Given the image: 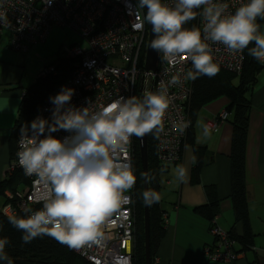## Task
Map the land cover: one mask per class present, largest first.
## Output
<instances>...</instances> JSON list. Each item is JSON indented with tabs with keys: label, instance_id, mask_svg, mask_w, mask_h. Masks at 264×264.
Listing matches in <instances>:
<instances>
[{
	"label": "clouds",
	"instance_id": "clouds-1",
	"mask_svg": "<svg viewBox=\"0 0 264 264\" xmlns=\"http://www.w3.org/2000/svg\"><path fill=\"white\" fill-rule=\"evenodd\" d=\"M47 3L50 5L52 0ZM127 7L129 13L146 10L136 27H142L145 21L151 25L152 49L163 53L170 63L180 57L191 62L187 80L218 74L220 69L209 41L225 46L230 53L247 49L250 56L264 63V33L257 22L258 18L264 20V0H247L234 11H229V3L223 0H175L172 6L162 0H136ZM198 9L204 20L202 29L185 28L197 18ZM253 43L254 47L249 48ZM178 83L179 78L173 76L156 92L143 97L121 96L98 110L90 109L88 103L73 105L75 90L71 87L61 86L49 97L50 117L38 115L20 128L19 166L26 176H37L42 187L40 209L25 206L23 216L8 217V223L22 233V243L48 236L79 249L99 242L105 222L131 201L125 194L137 180L127 154L131 137L149 133L158 136L164 131L163 121L171 103L169 86ZM190 123L181 120L174 127L183 132ZM203 127L204 136L209 138L211 129ZM61 131L68 135H54ZM175 170L177 181L186 182L188 169L178 165ZM142 196L149 207L162 198L155 190H145ZM9 243L7 236L0 237V261L13 264L5 251Z\"/></svg>",
	"mask_w": 264,
	"mask_h": 264
},
{
	"label": "built area",
	"instance_id": "built-area-1",
	"mask_svg": "<svg viewBox=\"0 0 264 264\" xmlns=\"http://www.w3.org/2000/svg\"><path fill=\"white\" fill-rule=\"evenodd\" d=\"M223 2L229 3V11H234L235 7L247 0H223ZM45 3L47 0H0V16L4 17L0 20V34L3 31L9 32L10 43L16 42L15 46L20 48V51L27 50L31 42H36L37 39L43 40L53 24H69L76 18L83 26L79 29L83 45L76 43L73 46H64L61 52H68L70 57L78 56L84 68L79 65L75 67L71 77L45 97L35 117L38 115L50 117L52 105L49 97L58 93L61 86L75 90L72 97L73 105L79 107L88 103L90 109L98 110L121 96L140 97L150 91L156 92L160 87L168 85L173 76H177L180 83L169 86L171 103L165 113L164 131L158 136L155 135V152L159 165L166 166L181 162L191 124L183 132L178 131L174 125L181 120L190 121L188 107L192 90L191 80L186 79V73L191 68L190 61L180 57L170 63L164 56L165 60L158 65L156 72L145 69V57L139 55L137 47L147 23L145 21L142 27H136L141 23L144 11L137 9L129 13L127 7L128 4L134 5L136 0H81L79 4L72 0H52L50 7L55 15L45 9ZM162 3L172 6L175 0H162ZM196 11L198 12L197 27L202 29L204 23L202 10ZM20 18H26L32 28L21 29ZM89 31H94L96 35L89 37ZM209 43L213 48L214 62L218 66L237 74L241 73L245 62L244 52L230 53L223 45L212 44L211 41ZM89 58H96L98 63L93 64ZM261 64L264 67V63ZM53 68L54 66L50 64L40 69V73L49 74ZM109 73L116 79L111 81ZM229 115L225 109L221 110L213 119L206 121L205 125L214 129L224 124ZM54 135L63 138L68 133L61 131ZM19 140L20 133L14 158L7 167L8 174L15 169H20L24 174L17 156L20 150ZM127 154L135 174L134 136L127 146ZM25 177L29 183L22 192L7 194L10 199L1 207L5 215L12 216L18 210L23 212L25 206L33 210L42 207V201L38 202L42 194L38 177L35 175H25ZM125 194L131 197V201L122 205L105 222L99 242L79 249L70 248L72 251L92 264H131L136 229L135 186ZM209 233L214 237L213 244L204 247V253L209 261L223 264L239 258L241 252L238 251L239 244L236 237L214 226L213 223L210 224Z\"/></svg>",
	"mask_w": 264,
	"mask_h": 264
},
{
	"label": "crops",
	"instance_id": "crops-1",
	"mask_svg": "<svg viewBox=\"0 0 264 264\" xmlns=\"http://www.w3.org/2000/svg\"><path fill=\"white\" fill-rule=\"evenodd\" d=\"M261 32L264 33V28ZM9 39L7 31L0 34V181L8 174V164L14 149L16 151L20 129L15 134L13 130L23 92L29 94V87L39 74L28 73L25 68L28 51H13L9 47ZM247 96L251 100V108L244 181L251 246L243 251L238 246L241 252L239 258L223 264H264V68L258 72L257 81L247 91ZM222 98L205 103L197 112L193 123V141L185 145L182 161L169 165L165 173L159 172L164 231L153 247L151 264H221L207 259L204 247L212 245L214 237L209 233L207 219L194 212L193 208L206 202V185H215L221 201L213 225L226 232L232 230V203L227 197L230 189L228 152L231 125L226 122L216 126L211 129L209 138L204 136L203 127L206 121L226 109L229 101ZM193 143L204 146L212 161L201 168L197 182H194L192 174ZM178 165L188 169V178L184 183L177 181L175 169Z\"/></svg>",
	"mask_w": 264,
	"mask_h": 264
},
{
	"label": "trees",
	"instance_id": "trees-1",
	"mask_svg": "<svg viewBox=\"0 0 264 264\" xmlns=\"http://www.w3.org/2000/svg\"><path fill=\"white\" fill-rule=\"evenodd\" d=\"M257 22L261 25L262 31L264 28V20L258 18ZM53 25H51V27ZM58 26L68 28L66 25ZM193 26H195V20L189 21L186 25H184L185 28H192ZM47 36L48 34L43 40L37 39L36 42H31V45H29L28 49L25 51H28L32 45L34 46L39 43H43L47 39ZM9 47L15 51L11 47L10 39ZM251 47H254V43L249 45V48ZM59 51L61 52L60 48L57 51L58 55ZM244 56V67L239 74H234L219 68L220 70L218 74L214 77L209 78L208 76H200L194 81L191 80L192 91L188 110L191 125L188 129V135L185 141V145L193 141V123L196 114L201 107L205 103L217 99L220 96L227 97L229 103L225 110L230 114L227 122L231 125L230 148L228 152L230 189L227 197L232 203V214L234 218V224L229 234L237 238L240 251H243L244 248H250L251 246L249 238L250 231L248 225L247 200L245 196L246 185L244 181L246 136L251 108V100L247 96V91L253 88L257 81L258 72L264 68L261 62H258L248 54L247 49L244 50ZM50 64L56 67L58 74L55 75L52 72L49 74L40 73L39 71V74L29 87V94L27 92L20 102L19 113L13 130L14 134L18 132L22 125L31 122L35 118V115L45 97L52 90L61 85L63 81L68 80L74 70L70 59L60 58L59 56L51 63L45 65L44 68ZM193 151L196 163L192 168V174H194V182H197L201 168L204 165L210 164L212 161L209 152L204 146L193 143ZM147 153L150 184L148 190L157 191L152 185L157 181L159 182V172L165 173L169 165L160 166L158 164L155 152V135L152 133L148 134ZM14 155L15 149L12 153L11 159L14 158ZM134 165L137 182L135 184V249L132 260L134 264H145L143 221L144 203L142 196L143 170L137 138L135 136ZM28 183V179L20 169H15L12 173L6 174L5 178L0 181V224L3 225V230L0 231V237L7 236L10 240V243L6 245L5 251L13 260V264H92L52 237H38L31 243H22V233L8 223L9 216L2 212L1 207L10 199L7 196V193H12L14 195L16 191L19 189L21 190V188H24L23 186ZM205 192L207 202L205 204L195 206L193 211L207 219L210 225L219 214L221 197L218 196L215 185H206ZM148 209L149 242L151 249L150 261L152 262V248L155 246L158 239L163 235L164 231V211L161 208V200L159 203H153L150 207L148 206ZM13 215L23 216L24 213L18 210ZM238 222H241L243 226L242 237H238L235 233L234 225ZM0 264H7V262L0 261Z\"/></svg>",
	"mask_w": 264,
	"mask_h": 264
},
{
	"label": "rangeland",
	"instance_id": "rangeland-1",
	"mask_svg": "<svg viewBox=\"0 0 264 264\" xmlns=\"http://www.w3.org/2000/svg\"><path fill=\"white\" fill-rule=\"evenodd\" d=\"M76 43L83 45V41L81 37L76 32L68 28H63L58 25H53L49 30L47 39L43 43H39L34 46L32 45L28 50V52H26V56H25L26 70L28 71V73L35 75L36 72H39V70L43 69L45 65L51 63L53 60H55L58 57L57 51L59 50V48L60 50H62L64 46H69ZM85 45L86 44L84 43V46ZM220 97H224L222 99L226 98L228 100V98L225 96H220ZM214 101L215 100H213V102ZM228 123L229 122H227V124ZM23 187L25 188V186ZM24 188H21V190L19 189L18 191L22 192Z\"/></svg>",
	"mask_w": 264,
	"mask_h": 264
},
{
	"label": "bare ground",
	"instance_id": "bare-ground-1",
	"mask_svg": "<svg viewBox=\"0 0 264 264\" xmlns=\"http://www.w3.org/2000/svg\"><path fill=\"white\" fill-rule=\"evenodd\" d=\"M72 1H75L77 2L78 4L81 2V0H72ZM45 9L52 15H55L50 7V5H48V3H45ZM6 10V9H5ZM19 24H20V28L23 29V30H26L27 28H32L30 22L26 19V18H20L19 19ZM68 28H70L71 30H73L74 32H76L78 35H79V29L83 28L82 26V23L78 20V19H74L73 21H71L69 24H65ZM195 26L197 27V24H196V19H195ZM88 35L89 37H94L96 34L94 31H89L88 32ZM141 42L139 44V46L137 47L138 49V53L140 56H146V53H147V47H148V39H149V29H148V26L146 25L145 26V29L143 31V34L141 35ZM15 43L16 42H11V47L19 52L20 51V48H18L17 46H15ZM74 44L72 45H69V46H73ZM60 58H64V59H70L72 61V65H73V69L75 67H77L78 65L82 68H84V66L80 63V58H78V56H74V57H70L69 56V53L68 52H60L59 55H58ZM90 61L93 63V64H97L98 63V60L96 58H89ZM165 60V57L163 55V53L159 52V58H158V64H157V67L160 63L164 62ZM83 62V61H81ZM190 66H191V62H190ZM192 67V66H191ZM219 68L225 70V71H228V72H231L229 70H226L222 67L219 66ZM157 70V69H156ZM52 73H54L55 75L58 74L57 72V69L56 67L53 68L52 70ZM231 73H234V72H231ZM234 74H237V73H234ZM109 76L111 77V81L112 79H116L115 76H113L112 74L109 73ZM65 81L62 82V84L64 83ZM61 84V85H62ZM27 91L23 92V95H22V99L24 98V96L26 95ZM18 138H19V133L17 135V141H18ZM17 144V143H15ZM16 148V147H15ZM147 170H148V165H147ZM148 173V187H149V171H147ZM137 182V180H136ZM142 185H143V177H142ZM153 187H155V189L159 192L160 189H161V186H160V181L154 183L152 185ZM206 202H207V199H206ZM205 202V203H206ZM203 203V204H205ZM199 205H202V204H199ZM149 229V228H148ZM148 233H149V230H148ZM134 249H135V245L132 246V250H133V253H134ZM149 252H151V249H150V242H149ZM154 252V248H152V253ZM144 254H145V243H144ZM131 264H134L133 263V260L131 262Z\"/></svg>",
	"mask_w": 264,
	"mask_h": 264
},
{
	"label": "water",
	"instance_id": "water-1",
	"mask_svg": "<svg viewBox=\"0 0 264 264\" xmlns=\"http://www.w3.org/2000/svg\"><path fill=\"white\" fill-rule=\"evenodd\" d=\"M144 13L146 10H143ZM147 23V22H146ZM148 29H149V39H148V47H147V53L145 56V69L151 70L152 72H156L157 64H158V58H159V52L157 50L152 49L151 47V40L154 38V34L151 30V25L147 23ZM152 92V91H150ZM145 94L141 95L140 97H143ZM138 148H139V155L142 165V174L143 175V192L145 190H148V173H147V165H148V153H147V140H148V134L144 137H136ZM144 203V201H143ZM143 221H144V243H145V264H151L150 261V252H149V209L148 206L144 203V214H143ZM235 233L238 237L243 236V226L241 222H238L234 225Z\"/></svg>",
	"mask_w": 264,
	"mask_h": 264
}]
</instances>
